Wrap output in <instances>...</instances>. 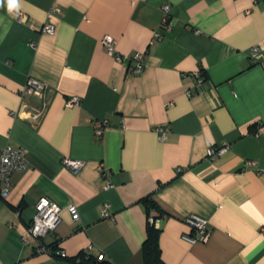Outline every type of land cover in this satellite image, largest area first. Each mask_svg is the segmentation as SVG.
<instances>
[{
    "label": "crops",
    "instance_id": "obj_1",
    "mask_svg": "<svg viewBox=\"0 0 264 264\" xmlns=\"http://www.w3.org/2000/svg\"><path fill=\"white\" fill-rule=\"evenodd\" d=\"M14 9L0 0V152L21 147L27 165L0 199V264H66L20 238L42 196L61 207L43 243L68 257L143 264L148 200L164 213L166 264H264V0H18ZM47 19L53 33L41 29ZM30 78L42 96H22ZM72 95L80 102L67 106ZM64 157L83 165L71 171ZM192 214L208 220L205 240L184 237Z\"/></svg>",
    "mask_w": 264,
    "mask_h": 264
},
{
    "label": "built area",
    "instance_id": "obj_2",
    "mask_svg": "<svg viewBox=\"0 0 264 264\" xmlns=\"http://www.w3.org/2000/svg\"><path fill=\"white\" fill-rule=\"evenodd\" d=\"M58 7H52L48 11V15H54L58 12ZM164 10V19L163 25L167 24V13L169 10V5L165 4L163 6ZM13 14L20 18L26 19V16L22 14L17 9H14ZM42 31L53 33L55 28L53 23L47 19L42 26ZM102 43L105 45L108 54L112 55L117 61H122L125 57L122 53L118 52L113 45V37L111 35H105L102 37ZM259 49V46H254L251 49L252 55H254ZM133 59L135 61V65L133 68L134 73H140L144 68L143 63V53L135 52L133 54ZM6 62H10L6 60ZM193 84L195 86L201 85L204 79V75L201 69H196L190 73ZM45 85L40 81L35 79H28V81L23 85L21 89L22 96H31L37 95L42 96L44 93ZM196 90L188 89L187 94L191 95L195 93ZM80 102V97L78 95H72L66 101L67 106L77 105ZM40 113L37 112L34 117H39ZM106 125V121H97L95 123L96 133H102L104 126ZM156 131L158 133L159 139H164L166 133L168 131V127L166 126H158L156 127ZM227 147L226 144L223 145H211L207 148V154L213 157L216 154L221 153ZM63 165L71 171H78L82 165L83 161L81 159H73L69 157H64L62 159ZM27 165V159L25 155V151L23 148L19 147L17 149H12L9 146L4 147L0 152V199H5L10 191V187L12 184V175L14 172L18 170H22ZM102 173H108L107 170L100 167ZM179 170V169H178ZM36 211L33 215L32 221L22 229L20 232V238L24 243H29L31 240L38 241V249L41 251H46L49 253L46 244L43 243V237L49 232L53 231L56 225L59 222V214L61 211V207L51 199L42 196L39 197L35 204ZM68 211L71 214L73 220H77L79 218V213L77 206L74 203H71L67 206ZM102 215L108 216L107 207L102 211ZM148 220L151 223H154L156 227H159L158 218H153L152 216L148 217ZM186 222L191 228V233L185 235L184 237L189 241H201L205 240L209 234L208 220L200 217L199 215L192 214L186 217ZM12 225V223H10ZM64 255V251L60 252Z\"/></svg>",
    "mask_w": 264,
    "mask_h": 264
},
{
    "label": "trees",
    "instance_id": "obj_3",
    "mask_svg": "<svg viewBox=\"0 0 264 264\" xmlns=\"http://www.w3.org/2000/svg\"><path fill=\"white\" fill-rule=\"evenodd\" d=\"M147 207V218L152 216L157 218L160 214L164 216L163 212H157L153 214L151 211H157V206L153 201H146ZM146 237L142 244V253H143V264H166L161 258V249L159 245V235L160 228L156 227L154 223H151L148 219ZM49 253L56 257L63 259L66 264H112V262L102 256L101 254H94L88 250H82L78 252L75 256L68 257L66 254L62 255V251L57 246V242L46 245Z\"/></svg>",
    "mask_w": 264,
    "mask_h": 264
},
{
    "label": "clouds",
    "instance_id": "obj_4",
    "mask_svg": "<svg viewBox=\"0 0 264 264\" xmlns=\"http://www.w3.org/2000/svg\"><path fill=\"white\" fill-rule=\"evenodd\" d=\"M8 7H9L10 11L14 8H17L18 7V0H8Z\"/></svg>",
    "mask_w": 264,
    "mask_h": 264
}]
</instances>
